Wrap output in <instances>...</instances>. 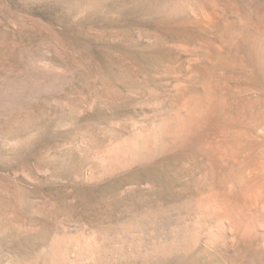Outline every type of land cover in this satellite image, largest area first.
I'll list each match as a JSON object with an SVG mask.
<instances>
[{"label":"rangeland","instance_id":"374dc122","mask_svg":"<svg viewBox=\"0 0 264 264\" xmlns=\"http://www.w3.org/2000/svg\"><path fill=\"white\" fill-rule=\"evenodd\" d=\"M0 264H264V0H0Z\"/></svg>","mask_w":264,"mask_h":264}]
</instances>
